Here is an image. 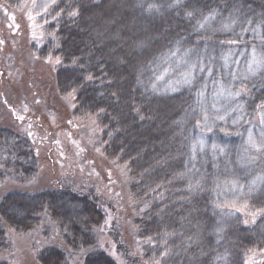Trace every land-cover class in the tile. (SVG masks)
Listing matches in <instances>:
<instances>
[{"label":"rangeland","instance_id":"obj_1","mask_svg":"<svg viewBox=\"0 0 264 264\" xmlns=\"http://www.w3.org/2000/svg\"><path fill=\"white\" fill-rule=\"evenodd\" d=\"M28 1L0 0V31L3 28L14 34L17 23L13 16L21 14ZM57 1L33 0L24 16L29 28L25 39L31 54L36 56L31 63L46 74L53 70L52 58L55 60L58 56L49 47H43L41 26L48 14L46 8ZM118 1V12L104 25L99 24L96 12L86 17V37L79 36L72 45H87L91 41L104 44L100 52L104 61L96 55L93 62H86L87 67L96 64V70L102 62L120 66L122 61L114 60L118 50L122 59L131 56L137 59L130 77L121 71L118 82L136 92L145 103H152L160 122L149 129L138 126L133 133H128L135 142H144L148 136L154 138L143 150L136 149L140 151L134 157L146 156L149 149L158 148L159 133L166 129L161 124L163 118L177 111L172 124L179 135L178 176L184 180L183 199L200 200L206 216L199 237L194 240L193 236L188 237L185 246L202 244V258H209L211 264H264V62L254 63L264 58V0ZM119 21V25L114 24ZM112 28L117 30L109 35ZM4 52L6 61L0 63L1 73L15 83L18 74L12 64L13 54ZM73 71L69 79L76 74ZM57 80L55 100L62 97L65 101L61 103L62 109L69 110L65 129L58 128L57 111L52 108H40L47 122L37 118L38 127L28 116L30 104L26 98L17 91L13 97H0V122L5 114L7 119L11 118L3 101L16 121V132L0 153V171L4 166L15 165L21 175L32 178L37 175L35 162L40 169H45L47 156L54 159L61 150L65 153L64 160L77 164L78 170L83 161L90 165L82 155L85 150L91 149L98 155L100 130L94 139L91 129L94 126L88 125L91 116L86 112L87 105L82 103L83 98L73 96V83L66 77L59 75ZM85 96L92 106L108 107L110 101L116 103L113 94L108 99L104 91ZM164 99L167 104L161 102ZM69 120L74 122L73 128ZM200 159L203 162L196 168L194 165ZM155 162L154 158L150 163ZM49 164L48 161L47 167ZM225 169L230 173L221 175ZM36 199L18 197L7 208L12 215L10 223L25 221V207L34 204ZM102 209L105 219L99 248L117 264H131L110 234L113 221L110 208L102 205ZM142 240L139 242L148 264H179L174 246L164 244L161 251L156 249L154 253L152 238ZM161 244L162 241L158 246ZM21 252L23 255L17 245L15 264H35L24 256L23 247ZM83 258L84 254L73 255L70 264H83Z\"/></svg>","mask_w":264,"mask_h":264},{"label":"trees","instance_id":"obj_2","mask_svg":"<svg viewBox=\"0 0 264 264\" xmlns=\"http://www.w3.org/2000/svg\"><path fill=\"white\" fill-rule=\"evenodd\" d=\"M40 1L36 0L37 3ZM32 2L28 1L22 13L13 16L17 23L14 34L5 32L3 28L0 31V63L6 61L4 51L12 53V64L18 74V79L12 83L0 70V97H13L17 91L19 96L29 102L28 116L34 123L37 118L47 122L46 115L40 111L42 106L52 108L57 111L58 128L65 129L68 127L69 110L62 109L61 103H65L62 97L55 100V93L58 92L55 79L58 81L59 75L66 77L73 83V96L83 98L82 103L87 105L86 112L91 116L88 125L94 126L91 128L93 138L99 137L96 146L101 148L98 155L91 149L85 150L82 155L90 165L87 166V161H83L80 170L75 168L77 164L64 160L65 153L62 150L54 159L45 156V169H40L38 162H35L37 175L32 178L21 175L15 165L1 168L0 264H15L17 245L19 253L23 255V247L24 256L35 264H70L71 257L78 254H84L83 264H117L98 246L105 219L102 205L109 207L112 212L110 234L122 256L131 264H148L139 242L145 237L152 238L154 253L161 251L164 244L174 246L179 264H211L209 258H202V244L197 242L194 247L185 246L188 237L193 236V240L199 237L198 232L206 216L200 200L183 199L184 180L178 176L181 165L177 150L179 135L172 124L177 111L172 112L169 118L168 115L163 118L161 124L166 129L159 133L161 138L158 148L153 147L146 156L142 154L135 158L154 138L148 136L144 142H135L128 137V133H133L138 126L148 128L160 122L152 103H145L136 96V92L118 82L121 71L130 77L137 59L134 56L122 59L121 50H118L114 53V60L118 62L120 59V66L102 62L100 69L96 70V64L91 63L87 67V63L93 62L96 55L104 61L100 58L104 44L91 41L87 45H72V41L79 36L86 37V17L96 12L100 17L99 24L104 25L112 14L118 12L120 1L58 0L47 7L48 14L41 26L44 33L43 47H49L50 52L58 56V59L52 58L53 70L47 74L31 63L32 57L36 56L31 54L25 39L29 28L24 16ZM114 24L119 25L120 21ZM116 30L112 28L109 35ZM106 47L108 49L110 45ZM72 71L76 73L72 77L74 80L69 79ZM102 91L107 93L108 99L113 94L116 103L110 101L108 107L89 105L90 99L85 95L90 93L95 96ZM161 102L168 103L166 99ZM3 106L11 118L7 119L5 114L3 122H0V153L5 142L16 132V121L4 101ZM36 125L40 127V122H36ZM154 158L156 162L150 163ZM47 160L50 167H47ZM23 196L37 199L34 204L25 207L26 220L12 225V215L7 212V208ZM161 241L162 244L158 246Z\"/></svg>","mask_w":264,"mask_h":264},{"label":"bare ground","instance_id":"obj_3","mask_svg":"<svg viewBox=\"0 0 264 264\" xmlns=\"http://www.w3.org/2000/svg\"><path fill=\"white\" fill-rule=\"evenodd\" d=\"M70 121V120H69ZM229 147H230V144L228 145ZM242 146V145H241ZM239 147V146H238ZM203 162V160L202 159H200V160H198L197 161V163H195V167L197 168L198 167V165H200L201 163ZM227 173H230V170L229 169H225L224 171H222V173H221V175H223V174H227ZM247 175V172H246V174H244V176H246ZM238 175H235V177H237Z\"/></svg>","mask_w":264,"mask_h":264},{"label":"water","instance_id":"obj_4","mask_svg":"<svg viewBox=\"0 0 264 264\" xmlns=\"http://www.w3.org/2000/svg\"><path fill=\"white\" fill-rule=\"evenodd\" d=\"M69 125H70L71 128H73L75 124H74V122L72 120H70L69 121Z\"/></svg>","mask_w":264,"mask_h":264},{"label":"snow or ice","instance_id":"obj_5","mask_svg":"<svg viewBox=\"0 0 264 264\" xmlns=\"http://www.w3.org/2000/svg\"><path fill=\"white\" fill-rule=\"evenodd\" d=\"M258 62H264V58H262L261 61H254V63H258ZM249 67H251V65H249Z\"/></svg>","mask_w":264,"mask_h":264}]
</instances>
